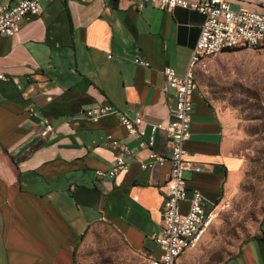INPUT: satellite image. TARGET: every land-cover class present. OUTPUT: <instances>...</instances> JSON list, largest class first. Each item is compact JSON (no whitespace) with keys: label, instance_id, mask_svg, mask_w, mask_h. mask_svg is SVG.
I'll return each instance as SVG.
<instances>
[{"label":"crops","instance_id":"crops-1","mask_svg":"<svg viewBox=\"0 0 264 264\" xmlns=\"http://www.w3.org/2000/svg\"><path fill=\"white\" fill-rule=\"evenodd\" d=\"M226 1L233 11L264 14L260 0ZM202 22L193 10L165 12L135 0H50L20 22L17 34L0 36V264H76L82 236L98 223L130 256H159L154 237L169 164L141 170L150 150L139 148L117 115L91 123L82 111L111 105L140 116L146 133L167 124L174 97L162 71L184 76ZM192 103L186 159L200 171L184 177L210 210L236 194L241 161L231 152L228 116L197 86ZM45 123L53 132L41 137ZM152 150L169 155L164 131L156 132ZM116 155L127 171L98 180L94 172L110 170ZM180 208L186 212L188 204ZM188 252L177 264H194ZM223 264H264V219Z\"/></svg>","mask_w":264,"mask_h":264},{"label":"built area","instance_id":"built-area-1","mask_svg":"<svg viewBox=\"0 0 264 264\" xmlns=\"http://www.w3.org/2000/svg\"><path fill=\"white\" fill-rule=\"evenodd\" d=\"M50 0H10L0 3V36L11 37L18 33L19 24L26 16H37L42 13L43 3ZM138 6L149 4L165 12L174 9L193 10L203 17L198 39L191 51L186 71L180 77L171 68H164L162 74L168 90L173 93L174 106L167 124L151 125L146 133L142 129L140 116L129 117L118 113L111 105L99 104L82 111L83 117L97 123L107 114L117 115L120 126L127 135L138 141L139 148L150 150L148 162L140 164L141 170H149L155 165L170 166L168 179L164 184L161 209V228L154 237V244L160 251L158 257L149 256L144 260L147 264H177L180 256L188 251L196 250L213 222L219 216L222 204H214L206 210L205 201L197 190L188 191L185 171L199 172L186 159V141L190 137L189 125L192 113V97L196 89L195 74L205 59L230 50H260L264 52V14L246 10L233 11L226 0H135ZM264 7V0H260ZM111 58V57H109ZM133 63L140 67H148L141 58L134 57ZM0 80H5L0 75ZM157 131H164L169 140V155L163 156L153 151L154 137ZM53 132L49 123H45L40 134L45 137ZM110 147H118V142L107 136ZM124 155H130L126 148ZM126 164L122 156L116 155L113 166L108 171L96 170L98 180H109L117 172H126ZM187 203L188 210L181 211V204Z\"/></svg>","mask_w":264,"mask_h":264},{"label":"rangeland","instance_id":"rangeland-1","mask_svg":"<svg viewBox=\"0 0 264 264\" xmlns=\"http://www.w3.org/2000/svg\"><path fill=\"white\" fill-rule=\"evenodd\" d=\"M196 86L228 116L232 154L241 161L238 190L190 254L194 264H223L255 235L264 219V52L239 50L211 58ZM76 264H147L130 256L119 237L98 223L76 250Z\"/></svg>","mask_w":264,"mask_h":264},{"label":"trees","instance_id":"trees-1","mask_svg":"<svg viewBox=\"0 0 264 264\" xmlns=\"http://www.w3.org/2000/svg\"><path fill=\"white\" fill-rule=\"evenodd\" d=\"M235 51H239V50H230V51H228V52H235ZM85 235H86V234H84V235L82 236V239L84 238ZM82 239H81V240H82ZM244 243H245V242H244ZM239 253H240V250H239L238 253L235 254L233 257L239 255ZM233 257H232V258H233ZM232 258H230V259H232Z\"/></svg>","mask_w":264,"mask_h":264}]
</instances>
